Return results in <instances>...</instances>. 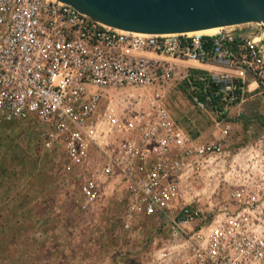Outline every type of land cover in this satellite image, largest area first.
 <instances>
[{"label": "built area", "instance_id": "2783aa9c", "mask_svg": "<svg viewBox=\"0 0 264 264\" xmlns=\"http://www.w3.org/2000/svg\"><path fill=\"white\" fill-rule=\"evenodd\" d=\"M263 35L258 21L209 35L133 32L60 0H0V123L41 124L42 148L60 151L62 172L77 180L75 208L118 203L124 231L140 215L155 221V238L167 240L145 250L144 264H264V153L232 155L222 177L233 186L227 203L201 202L211 166L230 155L231 123L219 118L264 98ZM175 87L211 115L213 139L170 112Z\"/></svg>", "mask_w": 264, "mask_h": 264}, {"label": "rangeland", "instance_id": "374dc122", "mask_svg": "<svg viewBox=\"0 0 264 264\" xmlns=\"http://www.w3.org/2000/svg\"><path fill=\"white\" fill-rule=\"evenodd\" d=\"M167 106L191 133L200 134L202 139H213L219 133L211 115L192 108L179 87L171 90ZM224 121L231 123L225 147L230 155L224 166H211L215 173L206 179L209 185L201 196L207 209L227 203L233 186L222 177L232 155L250 148L264 153V98L254 97L233 107L224 119L219 118L220 123ZM40 128L41 124L32 118L0 123V264H38L40 259L46 262L48 253L53 254L49 249L58 246L57 254L61 247L66 249L67 243L71 244L69 255L76 248L80 257L77 260L83 261L92 247L87 243L104 239L112 245L119 242L124 255L132 256L139 250L131 245V239L144 231L152 233L148 243H158L152 219L135 223L130 231L120 230L118 203L105 206L101 202L88 212L75 208L71 202L77 180L73 174L62 172L64 158L60 151L42 148ZM193 186L201 190L203 181ZM109 218H113L112 222H106ZM53 228L57 229L55 233ZM113 228L121 232L119 238L112 235Z\"/></svg>", "mask_w": 264, "mask_h": 264}, {"label": "water", "instance_id": "95a60500", "mask_svg": "<svg viewBox=\"0 0 264 264\" xmlns=\"http://www.w3.org/2000/svg\"><path fill=\"white\" fill-rule=\"evenodd\" d=\"M60 1L108 26L141 33L190 32L253 21L264 25V0Z\"/></svg>", "mask_w": 264, "mask_h": 264}, {"label": "crops", "instance_id": "0c3cea01", "mask_svg": "<svg viewBox=\"0 0 264 264\" xmlns=\"http://www.w3.org/2000/svg\"><path fill=\"white\" fill-rule=\"evenodd\" d=\"M188 65L190 68L197 70V71L198 70L203 71L204 73L205 72L206 73L223 72L226 70L228 71V69H226L223 66L212 65V64H208V63L188 62ZM230 72L233 73L232 71H230ZM234 74H235V72H234ZM254 86L255 85L250 82L248 85V88L253 89ZM72 205L74 206L73 203H72ZM142 216L143 215L139 216L136 223L139 224L140 222L144 221L145 219H148V218H143ZM42 219H43L42 221H44L45 218H42ZM106 222H112V221L108 219V221H106ZM154 226H155V223H154ZM116 228H119V227H116ZM116 228H113L112 235L116 238H119L121 232H118ZM53 229H54V233H55L57 231V229H55V228H53ZM107 233L108 234H106V235L109 236L110 231ZM151 236H152V233L150 231L149 232L144 231L140 235L134 236L131 239V242H130L131 245H133L134 249L139 250V253L132 255V256L124 255V253L122 252V248H120L121 244L119 242L115 245H112L111 243H109L107 241V239L106 240L104 239V240L98 241L97 243H94V244L87 243L88 247L89 246H92V247H90L91 250L87 255H85L86 257L84 258L83 261L77 260L80 257L77 254L79 252H78V250L76 251V248H74L71 251V253H73V254L69 255V252H70L69 248H71V244L67 243L66 249H63V247H61L62 249H60L59 253L57 252V254L55 252H56V249L58 246H54L53 248L49 249L50 251L51 250L53 251V254L48 253L47 261L42 262L45 260L40 259V262H38V264H144L145 263L144 261L146 260L145 250L151 246H152V248L153 247L154 248L159 247V245H162L167 240V238L165 236H163V237L157 239L158 243H156V244H153L152 242L148 243L149 239L152 238ZM145 246H147V247H145ZM143 248H146V249L143 250ZM58 255H60V256H58ZM131 258H133V259H131ZM168 264H181V261L171 260V261H169Z\"/></svg>", "mask_w": 264, "mask_h": 264}, {"label": "bare ground", "instance_id": "6f19581e", "mask_svg": "<svg viewBox=\"0 0 264 264\" xmlns=\"http://www.w3.org/2000/svg\"><path fill=\"white\" fill-rule=\"evenodd\" d=\"M224 27H226V26L211 27V28L197 30L196 32L190 31V32H187V34L199 33V34H207V35H209V34H214V33L218 32L219 30H221Z\"/></svg>", "mask_w": 264, "mask_h": 264}, {"label": "trees", "instance_id": "16d2710c", "mask_svg": "<svg viewBox=\"0 0 264 264\" xmlns=\"http://www.w3.org/2000/svg\"><path fill=\"white\" fill-rule=\"evenodd\" d=\"M198 71H200V70H198ZM200 72H203V71H200Z\"/></svg>", "mask_w": 264, "mask_h": 264}]
</instances>
